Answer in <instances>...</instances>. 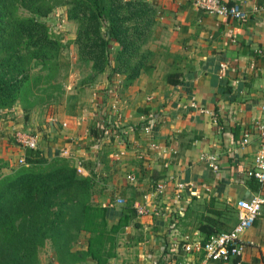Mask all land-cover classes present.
I'll list each match as a JSON object with an SVG mask.
<instances>
[{"label":"crops","instance_id":"crops-1","mask_svg":"<svg viewBox=\"0 0 264 264\" xmlns=\"http://www.w3.org/2000/svg\"><path fill=\"white\" fill-rule=\"evenodd\" d=\"M223 1L239 5L247 21L200 11L195 0H152L153 72L107 96L103 90L117 77L99 75L95 84L83 86L98 91L89 105L66 92L60 126L49 124L48 140L38 145L52 155L65 152L81 175L93 171L104 179L106 190L94 198L110 209L111 222L120 214L110 199L124 196L134 208L146 209L132 222L137 226L121 232L126 237L110 264H200L202 254L187 253L184 246L205 237L197 222L211 209L208 204L227 212L237 211L239 200L255 195L264 200V186L252 190L247 177L260 147L257 125L264 121V0ZM71 75L74 89L82 79ZM170 76L179 82L169 83ZM13 119L0 115V140L25 128L19 111ZM90 128L99 137H91ZM17 155L23 158L24 151ZM209 155L217 159L218 171L209 168ZM240 243L237 264H264V204Z\"/></svg>","mask_w":264,"mask_h":264},{"label":"trees","instance_id":"trees-1","mask_svg":"<svg viewBox=\"0 0 264 264\" xmlns=\"http://www.w3.org/2000/svg\"><path fill=\"white\" fill-rule=\"evenodd\" d=\"M58 6L67 8V19L77 26L72 41L77 60L90 67L82 86L107 73L109 81L121 77L119 89L125 91L154 70L148 45L156 9L148 0H0V115L5 121L21 108L26 124L36 107L61 103L65 45L47 24ZM173 76L168 82L178 83ZM89 135L97 138V129L90 128ZM23 160L16 168L7 163L8 172H0V264H41L39 254L47 244L56 264H110L117 235L137 217L133 203L119 207L118 220L111 222L110 209L93 201L106 190L103 178L93 171L83 176L72 159L59 153L47 157L38 148L25 149ZM249 186L255 191L258 183L250 179ZM213 205L197 222L203 242L235 225V209L217 211ZM82 237L86 245L76 249ZM232 261L237 264L238 258Z\"/></svg>","mask_w":264,"mask_h":264},{"label":"rangeland","instance_id":"rangeland-1","mask_svg":"<svg viewBox=\"0 0 264 264\" xmlns=\"http://www.w3.org/2000/svg\"><path fill=\"white\" fill-rule=\"evenodd\" d=\"M150 3H152L154 5V3L152 2V0H148ZM155 7V6H154ZM66 7L63 6H58L57 8H55V10L52 12V14L50 15L49 19L47 20V24L49 26L50 32L52 34L58 35L62 38V41L64 42V49L61 52V63H63V88L65 90V94L66 92L71 94H78L79 97L85 99V103H89L92 104V100L95 97V99L98 100V91H96L95 85L91 86V87H84L82 86V82L83 80L88 76V74L90 73V71H87L88 66L85 67V65L81 64L76 57V47L75 45L72 43V41L75 38V32H76V24L72 21H69L66 17ZM157 18V17H156ZM155 29V28H154ZM153 29V31H154ZM79 73L81 76L80 80L81 82H79L81 84H78L77 88L74 86V89L71 85H69V82L71 81V74L73 73ZM117 80H114L113 84H111L110 88H108V90H103V93L105 94L104 96H107V92L109 91V93H116L115 95L118 94V90L119 89V85L121 82H118L119 79L121 78L119 76H116ZM97 80V79H96ZM96 80L94 81L95 84ZM121 81V80H120ZM87 86V85H86ZM115 86V87H113ZM80 87V88H79ZM111 88H113L112 90H110ZM96 92V93H95ZM100 92V91H99ZM65 94L61 100V103L59 105L56 104H52V105H45L42 107H36L34 110H32V112L30 113L29 116V121L25 124L24 120V127L21 129H16L14 131H12L11 134L8 135H3V137L1 138V140L3 139V141H1L2 143H0V172L5 174L8 172V166L11 168H16L20 165L19 160L23 159L22 156L19 158V155H17L19 153L20 150L24 151L25 149H23L20 144L17 142L16 140V136H14L15 133H25L28 134L32 137L35 138L36 142H37V148L39 149L38 145L41 143L46 142L47 139V135H50L51 132L46 131V129H48L47 126H49V124H55L56 126H60V116L63 115V110H65V106H64V100H65ZM103 96V94H101ZM112 96V95H111ZM109 96V97H111ZM90 100V101H89ZM89 101V102H88ZM90 107V106H89ZM86 109L88 108H83L81 109V111L85 112ZM90 109V108H89ZM16 111L20 112V115L22 116L23 119V111L21 110V108H16ZM61 114V115H60ZM53 117L55 120L53 122L47 121V119H49V117ZM14 119H12L11 121H13ZM33 120H35L36 124L35 127L33 128V126L31 125V122L33 123ZM10 121V120H9ZM20 125V124H19ZM52 130H55V128L53 127ZM14 136V137H13ZM7 137V138H6ZM10 137V139H9ZM11 147H9L10 145ZM48 147V146H46ZM53 148V146H51ZM47 148L44 149H40L41 151H43L44 154H46V156H54L55 154H49L46 152ZM53 152V151H52ZM51 152V153H52ZM65 157H68L66 155L65 152H63L62 154ZM8 163V166H7ZM2 170V171H1ZM123 199V203L122 204H117L116 203V199ZM112 203H114L113 205L116 206V208L118 209L119 207L123 206L125 204V202L127 201V197L124 196H120V197H116L113 199H110ZM93 201L95 203H98L97 201H95V198H93ZM125 234L123 235L122 233H119L117 235V245H116V249H115V253L117 254V249L118 247H120V244L118 246V243L120 241V243L123 242ZM86 245V241L85 238H81L78 242V244L76 245V249H81L84 248ZM118 246V247H117ZM40 257V261L41 264H56L55 261V257H54V252L53 250L50 248L49 244H47L40 252L39 254ZM91 264V263H89Z\"/></svg>","mask_w":264,"mask_h":264},{"label":"built area","instance_id":"built-area-1","mask_svg":"<svg viewBox=\"0 0 264 264\" xmlns=\"http://www.w3.org/2000/svg\"><path fill=\"white\" fill-rule=\"evenodd\" d=\"M195 7L208 14L219 17L232 19L238 22H245L248 15L237 4H229L223 0H195ZM260 137V147L255 158L254 167L247 172L249 179H254L259 185L264 186V121L257 125ZM17 142L23 149L35 150L37 142L34 137L25 133H15ZM13 136V137H14ZM247 140H244L246 143ZM205 160L210 169L218 171V163L215 156L209 155ZM19 163H24L23 159ZM77 171L81 174L80 166H77ZM182 188V186H180ZM158 191L163 190V185L157 186ZM117 204H122L123 199H116ZM264 200L261 196L255 195L251 199L237 201V222L234 227L228 231L212 235L206 241H194L191 244L184 246L187 253L202 254L203 259L200 264H208L211 262L225 263L231 259L238 258L243 253V246L240 243L242 234L250 229L255 220L260 216ZM137 214L145 215L147 211L144 207H135Z\"/></svg>","mask_w":264,"mask_h":264}]
</instances>
